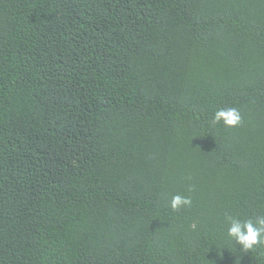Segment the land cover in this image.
<instances>
[{
	"label": "trees",
	"instance_id": "obj_1",
	"mask_svg": "<svg viewBox=\"0 0 264 264\" xmlns=\"http://www.w3.org/2000/svg\"><path fill=\"white\" fill-rule=\"evenodd\" d=\"M259 215L264 0H0V264H264Z\"/></svg>",
	"mask_w": 264,
	"mask_h": 264
},
{
	"label": "clouds",
	"instance_id": "obj_2",
	"mask_svg": "<svg viewBox=\"0 0 264 264\" xmlns=\"http://www.w3.org/2000/svg\"><path fill=\"white\" fill-rule=\"evenodd\" d=\"M241 120V115L237 109L221 108L215 112L211 123L216 125L223 122L226 127H235L241 123ZM191 205L192 199L190 197L175 195L172 197L169 206L173 211H178ZM226 219L228 223L227 235L240 246L241 250L248 252L257 246L264 245V215L245 219L228 216Z\"/></svg>",
	"mask_w": 264,
	"mask_h": 264
}]
</instances>
